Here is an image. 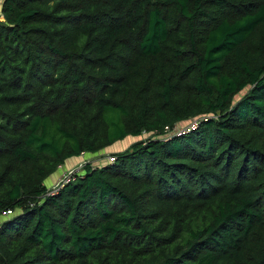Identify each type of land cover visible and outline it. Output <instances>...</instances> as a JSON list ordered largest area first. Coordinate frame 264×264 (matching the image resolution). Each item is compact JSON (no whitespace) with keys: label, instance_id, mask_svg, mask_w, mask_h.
Masks as SVG:
<instances>
[{"label":"trees","instance_id":"16d2710c","mask_svg":"<svg viewBox=\"0 0 264 264\" xmlns=\"http://www.w3.org/2000/svg\"><path fill=\"white\" fill-rule=\"evenodd\" d=\"M0 13V264H264V0Z\"/></svg>","mask_w":264,"mask_h":264},{"label":"rangeland","instance_id":"374dc122","mask_svg":"<svg viewBox=\"0 0 264 264\" xmlns=\"http://www.w3.org/2000/svg\"><path fill=\"white\" fill-rule=\"evenodd\" d=\"M0 19L1 20L3 19V16L1 13H0ZM244 93L245 92L243 91L241 94H238L237 98L239 96H242ZM194 122H195V120L181 122L178 125H176L173 130L166 132L164 137H167L174 132H181V131L187 130L189 128V126H191ZM148 136H149V134H146V133H143L142 135H138L137 137L129 136L120 142H116L113 145H110L108 147L101 149L98 152L84 153L79 158L68 161V162H70V166L68 168H66L63 172L59 173L57 179L55 180V183L50 184L49 188H53V187L57 186V184L64 178V175L66 174L65 172L67 170L75 169L80 164L83 166L87 162H90L93 166L103 165L104 163H107L109 161L108 157H110L111 155H114L115 152L122 151V150L126 149L128 146H130L133 142L138 141V140H143V139L147 138Z\"/></svg>","mask_w":264,"mask_h":264},{"label":"built area","instance_id":"2783aa9c","mask_svg":"<svg viewBox=\"0 0 264 264\" xmlns=\"http://www.w3.org/2000/svg\"><path fill=\"white\" fill-rule=\"evenodd\" d=\"M192 126H194V124H192ZM109 158L108 162L114 161V156L111 155ZM66 174L64 175V178L57 184V186L53 187V188H57V187H61L64 183H67L72 177L82 174L83 173V166L80 164L77 168L75 169H70L67 170L65 172ZM51 188V189H53ZM11 211H7V212H3V214H10Z\"/></svg>","mask_w":264,"mask_h":264},{"label":"crops","instance_id":"0c3cea01","mask_svg":"<svg viewBox=\"0 0 264 264\" xmlns=\"http://www.w3.org/2000/svg\"><path fill=\"white\" fill-rule=\"evenodd\" d=\"M73 160V159H72ZM70 161V160H69ZM70 166V162H66L64 165H62L61 167H59V169H58V171H57V173H56V176L53 178V179H51L49 182H50V184H52V183H55V180L57 179V177H58V175H59V173L60 172H63L66 168H68ZM49 184V185H50Z\"/></svg>","mask_w":264,"mask_h":264}]
</instances>
